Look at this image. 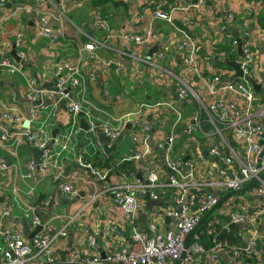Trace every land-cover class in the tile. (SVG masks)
Returning <instances> with one entry per match:
<instances>
[{
    "label": "built area",
    "instance_id": "built-area-1",
    "mask_svg": "<svg viewBox=\"0 0 264 264\" xmlns=\"http://www.w3.org/2000/svg\"><path fill=\"white\" fill-rule=\"evenodd\" d=\"M36 2L41 6L47 2L50 8H30L19 4L10 11L0 13V34L3 23L10 18L31 13L35 17L37 35L55 44L65 35L66 16L80 7L83 0ZM204 6L205 0H195L185 5L176 2L170 6V10L164 11L157 4L150 10L148 27L143 33L122 34L125 42H133L137 46L158 43L157 57L162 58L168 51V46L159 42L161 36L155 31L154 25L155 22H163L172 26L178 34L173 48L180 57L178 69L172 73L173 93L179 102L177 107L167 104V101L142 102L131 114L114 118L115 126L97 123L92 114V109L97 108L88 101L82 103L73 99L75 90L85 81L80 66L61 58L53 64V85L50 89H42L35 78L27 80L25 84L24 96L31 103L26 130L11 131L0 124V148L10 157H16L17 146L22 140L31 143L41 152L38 164L31 161L27 163L25 177L43 175L54 169L55 159L62 152L70 150L71 140L81 130L80 114L85 116L88 124L86 132L94 136L100 134L109 137L108 146L121 134L128 132L130 135L133 150L120 160L122 163H135L141 172L140 179H135L134 174L115 173L108 167L86 161L84 152L76 154V164L92 176V181L79 178L78 170L67 176L68 179L61 172H55L56 190L64 200L72 201L78 196L77 185L81 179L87 193V203L110 194L113 203L123 214L124 227L130 230L122 239L106 244L103 256L89 251L80 257L75 250L71 251L69 264H174L177 259H181L179 264H223L219 259L220 255L225 256L226 264H239L241 258H249L252 264H264V177H259L264 172L263 146L259 141L264 122V69L257 63L248 25H245L242 34H230L233 13L226 14L216 32L233 36L231 46L235 53L234 59L227 55L232 61L238 57L237 45L241 41L243 56L240 68L243 77L240 78L234 76L231 67L223 65L221 58L225 54L221 49L213 46L212 51L205 53L192 29L175 23V13L193 11L198 14ZM263 7L264 0H255L248 5L254 14ZM89 15L91 27L99 31L104 39L88 36L78 48V55L81 56L85 51L91 61L86 74L88 78H93L95 72L112 70L119 75L123 70L126 51L113 49L111 55L101 57L97 49L107 47L105 40L111 37L113 31L109 20L100 10L94 9ZM196 23L197 21H193V24ZM14 50L19 58L18 63L7 57L5 44L0 43V70L23 74L22 63L27 57L24 38L20 32L15 35ZM246 76L260 85L259 91L246 80ZM48 94L64 100L70 112L65 130L60 138L53 140L60 147L58 152H53L51 136L47 133L44 120L39 121V109H47V106L36 101ZM165 105L174 112L175 117L171 122L167 116L162 115L161 107ZM0 106L3 108V120L15 126L21 124L24 116L20 111L7 107L1 100ZM187 106L191 108L188 113ZM145 110L149 111V118L143 114ZM51 113L48 110L46 116ZM128 121L131 122L129 129L126 128ZM33 122L39 125L32 126ZM167 126L169 130L165 129ZM177 129L187 137L182 152L175 149ZM155 132H159L164 138L159 142H151ZM87 144L94 150L103 145L99 138L94 143L88 137ZM186 156L188 158L184 160ZM160 163L168 174L166 178L159 169ZM4 169L5 165L0 159V173ZM254 179H257L256 183L246 191L236 192ZM97 182L103 187L100 190L92 189L91 185L96 186ZM147 192L150 199H161L162 204L170 203V206L163 212L155 210L153 206L140 229L137 220L145 210L146 201L142 195ZM229 192L235 193L226 196L219 203L220 198ZM239 195L242 197H238ZM11 209L12 205H4L2 215L9 216ZM210 210L211 213L201 226L204 228L203 233L211 236L212 245L209 248L203 245L201 235L198 234L201 226L186 245V236ZM31 213L26 217L30 227L35 228L41 220L34 213V207H31ZM218 227L233 232L238 244L218 240ZM108 229L114 233L117 225L109 223ZM64 231L61 229L58 233L63 235ZM0 233L3 241L0 264L55 263L57 258L52 243L56 234L50 223L42 222L41 230L32 238L33 245L27 244L23 234L11 224H0ZM97 241L96 235L88 236L90 248H94Z\"/></svg>",
    "mask_w": 264,
    "mask_h": 264
},
{
    "label": "crops",
    "instance_id": "crops-1",
    "mask_svg": "<svg viewBox=\"0 0 264 264\" xmlns=\"http://www.w3.org/2000/svg\"><path fill=\"white\" fill-rule=\"evenodd\" d=\"M1 1L10 3V6L0 7V13L10 11L15 5L19 4L30 8H50L47 2L41 6L37 4L36 0ZM117 1L120 3L115 5L111 1L95 4L94 0H83L80 7L75 8L66 16L65 35L55 44L37 35L35 17L31 13L19 14L17 17L10 18L3 23L0 43L5 44L7 57L18 63L19 59L17 60L9 53L14 49L15 35L20 32L24 38V50L27 58L22 63L23 74H11L5 70H0V100L7 107L20 111L24 116L20 125L8 124L1 118L3 108L0 106V124L5 125L11 131L26 130L24 122L27 121L31 103L24 96L25 84L27 80L35 78L42 89H50L53 85V64L61 58L80 66L85 81L75 90L73 99L82 103L88 101L93 104L97 108V110L92 109V114L97 123H107L115 126L114 118L131 114L137 108V105L142 102L167 101V104L174 107L179 105L173 93L174 79L172 78V73L177 71L180 60L178 58L179 54L173 48V44L178 39V34L172 26L163 22H155L154 25L155 31L161 36L159 42L168 46V51L162 58L157 57V49L149 54L152 46L156 44L155 42V44L137 46L133 42H125L122 34L124 32L143 33L148 27L150 10L157 4H160L164 11H168L170 6L176 2L185 5L193 3L195 0ZM253 1L255 0H205V6L200 13L197 14L193 11L177 12L174 14V21L179 26L187 25L192 29L195 39L205 53L212 51L213 46L218 47L219 50L221 49L225 54L221 58V61H223V59L228 58L227 55L234 59L235 53L232 52L231 46L233 36L230 37L227 34L216 32V29L224 21V17L228 12L233 13L234 20L230 34L234 35L232 30L237 28L236 32L240 35L245 25H248L252 34L253 50L258 60L257 63L264 69V7L258 13H252L248 5ZM124 4L127 5V8ZM94 9L100 10L101 14L109 20L110 28L113 31L111 37L105 40L107 47L97 49L99 55L108 57L113 53V49L126 51L123 56V70L119 75L110 70V73L95 72L93 78H88L86 73L89 72V64L91 63L88 54L83 51L82 55L79 56L77 53L78 48L88 39V36L104 39L100 32L94 30L90 25L89 14ZM193 21H197V23L193 24ZM132 50L136 55L130 53ZM47 62H50V64H47ZM223 65L228 66L226 63ZM38 100L36 103L39 104L41 101L45 107L47 106V109H39V121L44 120L47 133L51 136L53 152H58L60 147L53 140L60 138L65 130L70 119V112L67 110L64 100L54 98L50 94L43 95L42 100L41 98ZM109 108L113 109V116L108 113ZM48 110L52 113L46 116ZM161 111L164 117L167 116L169 122L174 119V112L168 105L161 107ZM190 111L191 108L187 106V113ZM143 114L148 118L150 117L148 110H145ZM81 117L85 119L83 114H80ZM128 118L131 119L132 117L128 116ZM136 120H138V117ZM128 124L131 128L130 121L126 125ZM37 125L39 124L32 123V126ZM55 129L57 131L52 136ZM165 129L169 130V127L167 126ZM175 132L177 134L175 149L177 152H182L187 137L180 129L175 130ZM87 137L88 133L81 129L71 140L70 150L62 152L55 159L54 169L43 175L33 177H25L26 165L29 161L35 165L38 164L41 158V152L38 148L26 140H22L17 146L16 157H10L5 150L0 148V159L5 165L4 171L0 173L2 174L0 175V224H11L23 234L26 243L31 245L28 235L35 228L30 227L26 215H32L31 207H34V213L39 217V220L50 223L56 234L52 243L57 258L54 264H69V253L73 250L80 257L89 251L99 253L102 256L106 244L111 241H118L130 233L129 228L124 227L123 214L113 203L110 194L88 204L83 179L78 181V196L72 201L64 200L56 190L55 172H61L64 178L68 179L67 176L77 170L76 154L78 155L79 152L85 153L86 161H92L99 166H101V163L109 161L103 167L110 168L112 172H127L134 174L135 179L141 178V172L133 162H131L133 169L117 170V167L122 164L120 159L129 155V151L133 150V143L128 132H125L120 138L115 150L109 151L108 154L105 152L103 145L95 150L91 148L87 144ZM104 137L99 134L96 139L99 138L100 142L103 143ZM163 138V135L155 132L150 141L159 142ZM6 157L10 159L8 163ZM159 169L163 171V176L166 178L168 174H166L167 172L161 163ZM88 175L90 176L89 173ZM90 177L92 178V176ZM6 204L12 205L11 214L7 217L2 215L3 206ZM137 222L139 228L142 229L144 223L140 226L138 220ZM109 223L117 225L116 232L111 233L109 231ZM221 225H223V221H221ZM61 229L65 230L63 235L58 233ZM203 229H200L199 235L203 233ZM90 234L96 235L98 240L94 248H90L88 244ZM236 243L238 244V240ZM2 246L3 241L0 233V251ZM219 259L223 264L227 263L224 255H220ZM239 264L252 263L249 258H241Z\"/></svg>",
    "mask_w": 264,
    "mask_h": 264
},
{
    "label": "water",
    "instance_id": "water-1",
    "mask_svg": "<svg viewBox=\"0 0 264 264\" xmlns=\"http://www.w3.org/2000/svg\"><path fill=\"white\" fill-rule=\"evenodd\" d=\"M10 6V3H3L1 0H0V7H9ZM237 29V28H236ZM236 29L232 30V33L234 34V36H237V32H236ZM239 39V38H238ZM157 49V43L152 46V48L150 49L149 51V54H151L153 51H155ZM237 54H238V57L235 61H232V60H229L228 58H225L223 59V62L228 64L229 67H231L233 70H234V76L235 77H243V72L240 68V63H241V58L243 56V52H242V47H241V41H238V45H237ZM9 55L13 56L14 58H16L17 60L19 59L15 53V50L12 49L11 52L9 53ZM178 58H180L178 56ZM179 63H180V60H179ZM246 80L253 86V88L256 90V91H259L260 90V85L257 84L255 82V80L249 76H246L245 77ZM30 119V109L28 111V114H27V121L24 122V125L27 127V124H28V120ZM79 126L81 129L87 131L88 130V124L86 122V120L81 117L80 120H79ZM126 128L129 129L130 128V124L126 125ZM55 131H57L56 129L53 131V135H55ZM124 134V133H123ZM123 134H121L119 136L118 139H116L112 144H110L108 146V143L110 141V138L105 136L104 137V142H103V147L105 149V152L108 154L110 153L109 151H113L115 150L116 148V145L119 143L120 141V138L123 136ZM259 141L260 143L262 144L263 146V151H262V154H264V122H263V128H262V133L260 135V138H259ZM188 158V156L184 157V160H186ZM6 160H7V163L10 161L9 158L6 157ZM260 178L264 177V172L259 176ZM257 179H254L250 182H248L246 184V186H244L242 189L236 191V192H244L246 191L248 188H250L252 185H254L256 183ZM232 193H235V192H229L228 194H226L225 196H222L219 200V203L222 202L224 200V198ZM142 197L145 199L146 201V206H145V210L139 215L138 217V221H139V225H143L145 219H146V216H147V213L148 211L153 207V206H156V205H160L162 204V200L161 199H158V200H152L150 199L149 197V194L148 192L147 193H144L142 195ZM211 213V210L208 211L205 215H203L200 219V221L198 222L197 226L189 232V234L186 236L185 238V244L187 245L193 235V233L204 223L205 221V218ZM42 220L40 221V223L35 227V229L29 233L28 235V238H29V241L31 243V245H33V240L32 238L34 237V235L39 232L41 230V226H42ZM231 227L233 228V225H231ZM104 254L102 253V256ZM181 262V259H177L175 260L174 264H179Z\"/></svg>",
    "mask_w": 264,
    "mask_h": 264
},
{
    "label": "trees",
    "instance_id": "trees-1",
    "mask_svg": "<svg viewBox=\"0 0 264 264\" xmlns=\"http://www.w3.org/2000/svg\"><path fill=\"white\" fill-rule=\"evenodd\" d=\"M112 2L114 3L115 5H117L118 2L117 0H94L95 4H102L104 2ZM125 5V8H127V5ZM102 11V10H101ZM103 13V12H102ZM104 16V15H103ZM217 49H219L217 47ZM110 159V158H109ZM109 161H106L105 163H101V166L103 165H106L108 164ZM99 166V165H98ZM127 168H134L132 163L131 162H124L122 164H120L118 167H117V170H125ZM200 229H202V226L199 228L198 232H200ZM216 234H217V238L218 240H221V241H227L228 243H236L237 242V237L235 236V234L233 232H231L230 230H224V229H220L219 227L216 229ZM210 235L206 234V233H201V241L203 243V245L206 247V248H209L212 243L210 242Z\"/></svg>",
    "mask_w": 264,
    "mask_h": 264
},
{
    "label": "rangeland",
    "instance_id": "rangeland-1",
    "mask_svg": "<svg viewBox=\"0 0 264 264\" xmlns=\"http://www.w3.org/2000/svg\"><path fill=\"white\" fill-rule=\"evenodd\" d=\"M130 53H132V54H135L136 55V53L134 52V50H132ZM110 70H108V71H106V72H109ZM110 73V72H109ZM109 73H106V74H109ZM260 95V94H259ZM108 113L109 114H111L112 116L114 115V111H113V109H108ZM88 138L92 141V142H96V136H94L93 134H88ZM183 138H184V136H183ZM130 152V151H129ZM77 170H78V174H79V178H82V179H86V180H88V181H92V179L90 178V176L88 175V173L86 172V170H84V169H82V168H76ZM91 188L92 189H98V190H100L101 188H102V185L101 184H99L98 182H97V185L96 186H93V185H91ZM238 197H242V195H239ZM170 206V203H166V204H160V205H156L155 207H154V209L156 210H158L159 212H163L166 208H168ZM24 240H25V237H24Z\"/></svg>",
    "mask_w": 264,
    "mask_h": 264
}]
</instances>
